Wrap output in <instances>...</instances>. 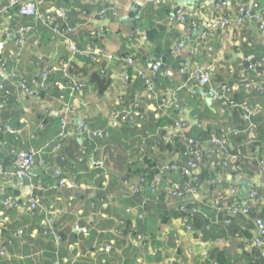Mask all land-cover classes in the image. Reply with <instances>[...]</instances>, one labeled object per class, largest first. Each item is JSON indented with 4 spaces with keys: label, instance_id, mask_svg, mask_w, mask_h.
<instances>
[{
    "label": "crops",
    "instance_id": "crops-1",
    "mask_svg": "<svg viewBox=\"0 0 264 264\" xmlns=\"http://www.w3.org/2000/svg\"><path fill=\"white\" fill-rule=\"evenodd\" d=\"M199 1L201 12L194 21L201 23L203 14L208 16L212 5ZM133 4L137 14L130 11ZM179 4L180 0H160L156 6L148 0H44L39 9L42 14L65 8L67 19L59 25L74 29L67 37L79 48L94 42V34L101 28L107 30L99 41L105 53L115 59L94 64L77 58L72 63L71 71L78 80L87 83L88 90L84 93L50 87L33 98L23 94L17 84L43 72L59 77L62 59L66 58L63 43L66 38L55 36L40 21L20 17L14 11L9 18L7 15L2 18V23L12 31L31 27L32 32L23 46L0 35V58L7 52L15 55L7 62L14 79L5 82L4 90H0V101L4 104L0 125L20 130L17 137L0 132V173L4 174V177L0 174V213L7 219L5 229L0 230V246L6 255L0 258V264H264L250 246L251 221L263 214L259 206L253 203L250 217L234 218L230 226L222 223L225 211L216 210L230 199L232 191L236 194L240 191L245 194L253 188L264 191V175L258 169H247L242 164L239 171L229 166V169L221 168L217 176L206 174L198 197L185 199L199 211L192 231L187 229L189 222L185 223L178 211L180 200L132 194L123 184L125 179L138 183L140 160L154 168L181 158L178 149L157 146L158 125L171 123L174 114L160 121L151 116L140 121L129 110L132 100L141 98L145 112L150 115L147 107L151 102H144L141 81L135 77L127 83L122 80L125 68L121 59L131 49L125 40L136 28L147 38L137 54V69H149L164 56V68L177 72L180 61L204 64L209 61V51L216 52L219 48L214 39L209 42V51L202 45L200 54L193 52L199 42L198 33L190 31L189 25L168 22ZM99 11L105 12L102 18L97 16ZM179 41L184 44L180 54L168 52ZM248 55L264 57V35L251 22L243 28L229 29L223 61L213 72V84L230 81V68L235 72L245 70L243 59ZM100 70H104L105 76H100ZM156 80L161 88L178 83L169 81L163 74ZM197 90L193 87L178 96L185 122L187 114L192 121L191 116L196 112L199 123L210 132L237 125L235 111L222 110L216 102L207 105ZM5 91L9 96L5 97ZM236 99L258 107L259 113L253 118L257 126L255 136L257 144L264 147V93L241 92ZM118 100L122 102L120 105ZM68 105L75 109L65 112ZM112 110L129 114L128 121L110 128ZM63 116L70 129L88 124L106 130L107 137L89 140L72 133L59 151L43 149L46 143L55 140ZM198 132L202 131L189 124L191 135L197 136ZM237 140L233 143L240 142ZM17 150L40 152L30 177L22 185L11 175L13 152ZM54 170L67 179L66 188L58 187ZM106 176L109 182L104 186ZM173 181L181 183L182 179L176 176ZM30 191L39 197L40 209L34 215H28L23 208ZM8 197L17 199L22 208H3L1 200ZM238 198L242 199L239 194ZM47 220L56 231L58 243L43 234ZM75 224L86 226L88 234H76ZM18 229L23 234L12 238L11 234ZM108 245H112V250L106 252L103 248Z\"/></svg>",
    "mask_w": 264,
    "mask_h": 264
},
{
    "label": "built area",
    "instance_id": "built-area-1",
    "mask_svg": "<svg viewBox=\"0 0 264 264\" xmlns=\"http://www.w3.org/2000/svg\"><path fill=\"white\" fill-rule=\"evenodd\" d=\"M109 1V0H104ZM153 6H156L160 0H148ZM44 0H0V35L6 40H14L18 46H23L32 32L31 27H21L15 31L2 23V18H9L11 11L20 17L32 18L40 21L48 27L55 36H62L66 39L63 41L66 50V58L62 59V69L59 77H54L49 72H43L33 77L29 81L22 80L17 84L19 90L33 98L37 97L41 92L53 87L56 89L68 88L74 92H86L87 83L77 79L76 75L71 71L72 63L77 58L88 60L92 63L99 64L104 60H113L114 56L107 55L103 46L100 44V39L106 36L107 30L101 28L95 33L94 42H91L85 47H77L67 36L74 29L70 26H61L59 22L67 19V11L65 8H57L56 10L42 14L39 9L43 5ZM199 4L195 8L186 7L181 3L175 6L173 15L168 19L169 24L176 22L179 25H189V30L198 33V44L193 49L194 53L200 54V42L209 51V42L214 39L219 44L218 50L209 51V61L199 62H179L177 72L164 68L161 59L155 60L149 69H137V54L146 43V36L139 28H136L133 34L125 40L126 44L131 46V49L126 53L121 61L124 64V72L122 80L124 83L130 81L132 77L137 78L142 83L144 92V102H151L147 107L150 115H147L143 108L141 98H134L129 104V110L140 120L144 121L148 116H151L156 121L168 118L171 114L173 120L166 125H158L160 144L170 148L178 149L180 152V161L171 160L161 166L152 168L147 162L141 161L139 169L141 170L138 176V183H131L129 180H124L123 184L128 186L132 194H139L144 197L159 195L165 198L180 200L178 211L185 219V223L189 222L187 229L192 231V219L199 214L198 208L185 202L186 198L198 197L197 192L200 189V182L197 175L202 171V163L208 159L210 171L214 173L216 169L226 168L239 171L238 166L244 164L246 168H256L264 175V147L257 144L255 136L257 126L253 122V118L259 113L256 106L236 99L237 93H249L255 90L259 94L264 93V57L257 58L253 55L246 56L243 61L246 64V69L235 72L233 68L228 69V74L233 77L230 81L222 82L218 85L213 84V72L216 66L223 61L224 51L230 28H243L250 22L255 24L258 31L264 35V0H221L216 2L211 7V12L208 16L203 14L202 22L189 23L191 18H196ZM114 9V12H116ZM104 11H99L97 16L102 18ZM184 44L182 41L174 44L168 52L173 55H179L183 50ZM14 54L6 53L3 58H0V90H4V84L7 81L14 79V74L7 68L8 59L14 57ZM100 76H105L104 70L99 71ZM159 74H163L169 81H173L176 77L179 78L178 83L161 88L157 84L156 78ZM193 87L204 90L206 93H212L211 102H216L223 109H230L237 113L238 123L236 126L222 128L218 132H210L204 138H196L189 133V124L181 118L182 108L179 102V94L182 91L191 90ZM5 97L9 96V92H4ZM122 102L118 100L120 105ZM82 106H86L85 102H81ZM4 104L0 101V110ZM70 105L65 106V112L71 111ZM129 115V114H127ZM127 115H121L118 110L110 112L108 126L110 128H118L119 125L128 121ZM192 121L195 122V127L200 131L205 132V126L199 123V114L193 113ZM0 132L7 133L17 137L20 135V130L13 129L10 125H0ZM75 134L78 138L86 137L89 140H103L107 137L106 130L95 129L88 124H81L75 130L70 129L67 119L63 116L59 119V129L56 138L53 142L46 143L43 147L45 150L53 152L59 151L64 141L70 134ZM240 138V139H239ZM236 139L239 143H233ZM235 144V145H233ZM233 145L234 147H231ZM260 145V146H259ZM40 152L17 150L13 152V172L12 176L18 184H23L24 180L28 179L31 171L35 166L37 156ZM246 169V170H247ZM1 174V173H0ZM4 177V174H1ZM53 175L56 178V183L59 188H66L68 185L67 179L62 176L59 170H54ZM182 179L181 183L173 181L174 177ZM109 182L108 176L104 178V186ZM41 187L38 185L37 190ZM236 192L232 191L229 200L224 202L221 208L217 211L224 210L227 218L223 219V224L228 225L231 218L242 216L250 217V208L248 204H260L264 206V191L256 188L250 189L244 194V197L239 200L236 198ZM3 208L10 210H19L22 206L15 198H4L1 200ZM23 208L28 215H34L39 209V197L33 192H29ZM7 224L6 217L0 213V230L5 229ZM252 244L259 249L262 258L264 259V221L255 219L253 222ZM73 231L76 234L87 235L88 228L80 224L73 225ZM23 234V230H15L12 238H18ZM44 236H49L58 243L56 231L49 226L47 220L46 229L43 230ZM112 245L104 246L103 250L109 252L112 250ZM6 255L0 246V258H5ZM54 264H59L55 262Z\"/></svg>",
    "mask_w": 264,
    "mask_h": 264
},
{
    "label": "trees",
    "instance_id": "trees-1",
    "mask_svg": "<svg viewBox=\"0 0 264 264\" xmlns=\"http://www.w3.org/2000/svg\"><path fill=\"white\" fill-rule=\"evenodd\" d=\"M2 21V20H1ZM192 22H195L194 21V18H191L190 20H189V23H192ZM200 44V46H199V51H200V49H201V47H202V42H200L199 43ZM204 46V45H203ZM180 62H184L183 60L182 61H180ZM94 64H96V63H94ZM100 64V63H99ZM77 77V76H76ZM233 77H231V79H232ZM77 79H78V77H77ZM173 81H177L178 82V79L177 78H175ZM158 84V83H157ZM88 89V88H87ZM209 134V131L206 129L205 130V132H198L196 135L197 136H194V137H196V138H200V137H206L207 135ZM261 145H263V144H261ZM260 146V145H259ZM202 171L200 172V174H198L197 175V177H198V181L200 182V184L202 185V180H203V178H205V175L207 174H209V173H212L213 174V172H211L210 171V165H209V161H208V159H205L204 161H203V163H202ZM219 173H221L220 172V169H216V171H214V174L213 175H215V176H217ZM213 175H212V178H213ZM201 185H200V189L198 190V192H197V195L199 194V192H200V190H201ZM236 198L237 199H239L238 198V194L236 195ZM230 200H232V198H230L229 199V201L227 202V203H229L230 202ZM239 200H241V199H239ZM221 205H223V206H227V205H224V202H222L221 203ZM259 207V209H261V211L263 212V214H262V216L261 217H259V218H255V219H262L263 221H264V206H262V205H260V204H257ZM248 207L250 208V213H251V211H252V209H253V207H252V204H248ZM221 209H222V206H221ZM221 213H223V212H221ZM237 217H241V218H243V219H245L246 220V218H244V217H242V216H236V217H233V218H231V220H230V223H231V221L234 219V218H237ZM227 218V215L225 214V218L224 219H226ZM254 219V220H255ZM193 221H195V218L194 219H192V223H193ZM254 222V221H253ZM253 222L251 221V223H252V230H251V234H252V231H253ZM229 223V224H230ZM228 224V225H229ZM228 225H226V226H228ZM231 225V224H230ZM229 225V226H230ZM250 246L254 249V250H256L257 251V253H258V258H260L261 260H263L264 261V259L262 258V256H261V253H260V251H259V249L258 248H256L253 244H252V240L250 241Z\"/></svg>",
    "mask_w": 264,
    "mask_h": 264
},
{
    "label": "water",
    "instance_id": "water-1",
    "mask_svg": "<svg viewBox=\"0 0 264 264\" xmlns=\"http://www.w3.org/2000/svg\"><path fill=\"white\" fill-rule=\"evenodd\" d=\"M208 4L210 5H214L216 2L218 1H221V0H205ZM199 0H180V4L183 3L185 4L186 7H189V8H195L198 6L199 4ZM131 13H134V14H137L138 12H136V4H133L131 9H130ZM161 61L165 62V57H161ZM197 93L200 94V96L202 97H205V102L207 105L211 104V96H212V93H206L204 90L202 89H198L197 90ZM187 122H189V124H193L195 125V122L191 121L190 118H188V114H187V117L185 119ZM242 198L244 197V193L242 191H240L238 193Z\"/></svg>",
    "mask_w": 264,
    "mask_h": 264
}]
</instances>
